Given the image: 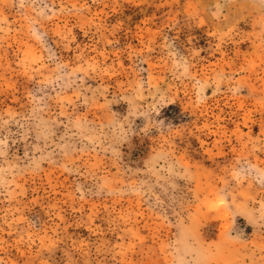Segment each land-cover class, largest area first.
<instances>
[{
    "label": "rangeland",
    "instance_id": "obj_1",
    "mask_svg": "<svg viewBox=\"0 0 264 264\" xmlns=\"http://www.w3.org/2000/svg\"><path fill=\"white\" fill-rule=\"evenodd\" d=\"M0 264H264V0H0Z\"/></svg>",
    "mask_w": 264,
    "mask_h": 264
}]
</instances>
